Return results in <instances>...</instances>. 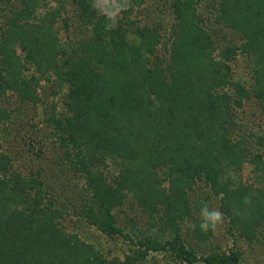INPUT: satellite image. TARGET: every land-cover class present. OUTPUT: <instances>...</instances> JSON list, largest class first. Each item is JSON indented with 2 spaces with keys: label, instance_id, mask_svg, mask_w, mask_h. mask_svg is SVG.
Instances as JSON below:
<instances>
[{
  "label": "trees",
  "instance_id": "obj_1",
  "mask_svg": "<svg viewBox=\"0 0 264 264\" xmlns=\"http://www.w3.org/2000/svg\"><path fill=\"white\" fill-rule=\"evenodd\" d=\"M43 1L0 0V88L33 101L49 153L25 170L0 152V264H237L236 251L207 241L201 215L217 205L225 231L250 241L264 222V189L247 198L226 176L238 158L230 136L246 125L235 106L264 108V0H133L137 14L121 11L115 26L89 0H58L40 18ZM234 55L248 59L250 79L232 73ZM255 157L258 173L264 151ZM107 162L122 167L112 182ZM197 180L203 198L191 193ZM129 181L148 219L134 236L113 215ZM70 213L129 241L130 253L109 259L63 230ZM165 225L174 235L162 240L153 232Z\"/></svg>",
  "mask_w": 264,
  "mask_h": 264
},
{
  "label": "rangeland",
  "instance_id": "obj_2",
  "mask_svg": "<svg viewBox=\"0 0 264 264\" xmlns=\"http://www.w3.org/2000/svg\"><path fill=\"white\" fill-rule=\"evenodd\" d=\"M17 1L18 3L20 2V0H10L9 3H6L13 6ZM57 1L58 0H44L42 8H38L36 12L37 16L40 18H49L47 14H44L41 11L49 8V14L51 15L56 10L58 4ZM165 1L166 0H160L158 6L162 7V3ZM145 2L146 3H144L143 6L151 5V7L156 6L159 8L155 3L150 4L148 0ZM32 3L38 5L42 3V0H32ZM88 3L91 8H95L99 13H103L107 16L108 26H115V24H117L120 18H122L121 11L133 8V13L137 14L136 9L138 6L134 4L133 0H89ZM67 9L70 11V7ZM38 12L41 14H38ZM32 16H34V14ZM28 21H31V19L28 18ZM56 25L58 27L61 26L58 21ZM163 26L162 29L165 32L169 28V25ZM226 36L235 40L237 35L230 32ZM225 44H227V41ZM214 53L216 54V52ZM214 53H212V55ZM216 57H219L218 53ZM228 65L235 76L241 77L242 80L250 79V64L244 55L232 56L231 60L228 61ZM42 85V88H44L46 83L43 81L39 84V86ZM20 98H25V96L22 97L18 95L17 97H14L13 93L8 91L5 87L0 88V103L2 109L0 116V152H6L15 158L17 167L25 168V170H36L38 167L44 166L45 162H48L49 153H47L43 147H48L47 140L43 142L44 130L39 123L38 111L35 109L33 101H29V103H27V101L21 102ZM253 104V102L247 101V103L243 104L245 105L243 107L242 105L235 106L238 107V115L242 118L241 120L246 122L245 128L243 129V133L245 132L246 134L244 133V136H242L243 133L241 135L234 134L230 136L231 139L229 140V145L233 148V155H238V158L227 163L228 168L226 169V176H228V178L234 180L240 179L244 182L243 184L246 186L247 192L249 193L247 194V198H250V195L257 193V190L260 188L264 189V165L262 166L261 171L254 173L253 169L256 168L257 165L255 161H251L255 160V154H262L264 151V145L262 146L259 144V142L264 144V112H262L264 108H256ZM245 108L246 111L244 112L243 109ZM4 124L7 125L5 126ZM257 164L259 165V163ZM107 165L112 174L115 172L117 174L122 169L121 166L113 165L112 162H107ZM116 174L110 178L111 182ZM118 187L123 195V201L113 210L115 224L127 234H132V236L138 235V230L143 226L145 227V222H147L148 219L144 215L142 217L140 203H136L133 197L137 186L133 184L132 181H129L125 184L123 182L120 183ZM246 188L243 189L242 193L245 194ZM203 189L205 190V185L200 180H197L193 184V190L191 193L194 197L202 195L201 197L203 198L204 195L201 193ZM212 198L216 199L217 197L212 196ZM205 200L206 199H203V201ZM211 202L214 201L211 199ZM211 202L209 201V204ZM206 207L207 205H204L203 209ZM213 208L215 212L221 214L218 220L206 217L204 213L201 215L205 218L202 225L211 229L207 241L212 246H220L226 254L231 252V249L236 251L239 256L237 264H264V222L259 221L252 227H249L253 235L252 241L246 240L245 238L234 239L225 231L224 224H226V218L224 214L219 211L217 205L213 206ZM201 216H199L197 220H199ZM60 220L64 221L63 230L75 234V236L80 238V240L86 244H94L97 252H100L103 256H108L109 259L113 257L122 259L125 254L130 253L132 245L129 241L124 240L119 236L110 237L104 234L101 230L97 229V227L88 223L84 218H78L70 213L67 216L65 214ZM207 221L209 222V225L206 224ZM192 222L193 218L189 217L186 218L185 221H179L178 225L184 232V229ZM153 234H157V237L162 240L169 239L174 235L173 231L168 228V225H165L163 229H156V233L153 232ZM196 241L197 239L188 240L189 244H191V248H196ZM197 256H201V252H197ZM158 257L161 258L162 261H170V256L158 255ZM197 264L202 263L199 262Z\"/></svg>",
  "mask_w": 264,
  "mask_h": 264
},
{
  "label": "clouds",
  "instance_id": "obj_3",
  "mask_svg": "<svg viewBox=\"0 0 264 264\" xmlns=\"http://www.w3.org/2000/svg\"><path fill=\"white\" fill-rule=\"evenodd\" d=\"M204 215L206 217H210L213 220H218L220 218V215L221 214L219 212H215V211L214 212H211V213H208L207 210H204Z\"/></svg>",
  "mask_w": 264,
  "mask_h": 264
}]
</instances>
